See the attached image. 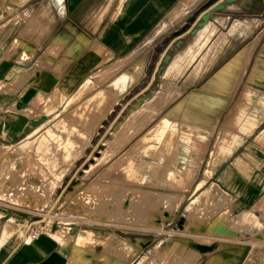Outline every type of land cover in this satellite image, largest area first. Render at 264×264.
<instances>
[{"label": "crops", "instance_id": "1", "mask_svg": "<svg viewBox=\"0 0 264 264\" xmlns=\"http://www.w3.org/2000/svg\"><path fill=\"white\" fill-rule=\"evenodd\" d=\"M208 1L201 0L196 8L186 9L185 6L184 10V5L188 4L185 0H0V28L5 26L9 32L7 40L0 34V59L21 65V69L12 70L10 75L0 73V87L3 82L10 85L8 91L0 88V148L11 150L12 161L21 160L19 154H24L43 138L34 135L38 130L60 122L59 119L70 111L109 90L121 77L126 85L125 91L119 92L122 97L110 103L101 119H93L83 126L117 130L120 125L125 127L130 122L129 117L137 112H156L157 116L111 159L128 148L147 128L169 116L178 122L184 121L186 127L202 129L204 145L209 144L202 157L208 156L220 134L234 136L231 140L239 143L229 155L217 157L211 170L203 169L207 176H223L234 186L236 177L256 175L259 163L251 146L257 144L258 127L264 122L260 117L264 101L258 102V89L253 84L263 82L264 59L261 62L256 59L248 78L252 81L242 87V66L244 63L249 66L251 59L237 58L250 47L264 26V0H237L226 4L223 10L212 15L205 27L198 28L205 11L194 23L190 19ZM220 3L225 2L219 1L213 7ZM243 20L252 25L246 27L239 23L234 27L236 22L243 23ZM24 21L26 24L17 37L22 31L31 34L26 39L22 37V48L17 47L7 55L12 50L13 44H10L2 53V48ZM210 24L216 25L218 30L201 47L200 33ZM216 40L225 42L218 45V53L204 59ZM21 59L29 61L21 62ZM192 59L195 60L190 62ZM246 76L245 73L243 80ZM213 81H217L218 86H208ZM131 92L134 93L131 102L142 100V103L128 118H121L131 103L119 109L120 102ZM114 112H118L115 117ZM151 133L153 131L146 137ZM106 136L98 137L94 131L88 141L80 136L70 140L61 136L46 137V144L56 149L57 155L53 158L57 160V167L55 171L42 174L61 176L54 191L70 172L79 173L98 154ZM260 137L264 140V131ZM248 143L249 150L237 154L242 145ZM217 144L220 145L217 152L227 150L228 144ZM103 149L98 158L105 155L108 147ZM216 156L213 153L210 160ZM21 164L17 162L16 166ZM96 164L94 161L85 172L91 176ZM242 164L248 166V171H240ZM253 165L256 168H250ZM28 174L35 175L32 171ZM2 180L0 169V182ZM214 186L227 194L236 193L219 180ZM260 192L259 189H242L249 200L258 197ZM36 210L0 197V264H106L102 261L103 244L92 247L77 242L82 231L99 235L108 232H99L92 225L55 224L49 219L51 233L30 240V224L43 216L39 214L41 210ZM129 263L128 259L125 264Z\"/></svg>", "mask_w": 264, "mask_h": 264}, {"label": "rangeland", "instance_id": "2", "mask_svg": "<svg viewBox=\"0 0 264 264\" xmlns=\"http://www.w3.org/2000/svg\"><path fill=\"white\" fill-rule=\"evenodd\" d=\"M192 1L188 2L186 9L190 6L195 7L201 0ZM25 24L24 21L19 31L14 33L11 39L8 40L2 48V53L6 46L10 44H13L12 50L10 49L7 55L17 47L22 48L24 44L21 45L22 37L26 39V36L31 34L22 31L20 37H17ZM8 33V28H5V26L0 28V34L4 36L3 40H7ZM263 55L264 26L259 29L258 34L252 40V44L248 47V51L243 54L244 58L242 55L237 58L251 59L249 66L245 63L242 66V87H246L248 84L249 73L256 59L259 57L264 58ZM27 60L21 59V62H28L29 60ZM39 61L43 62V60ZM39 65L42 66L41 63ZM32 66L34 67L36 64ZM16 69H21V65L17 66L8 59H0V73L3 75H10L11 71ZM245 73L248 76L243 80ZM216 82L213 81L208 86H218ZM125 86L121 77L117 78L112 87H109V90L100 92L91 100L70 111L59 119L60 122L54 123L52 127L38 130L34 135L43 138L39 139V144L30 147L24 154H19L21 160L17 162L21 161L22 163L19 167L16 166V160L12 161L10 159L11 150L1 147L0 169L3 171V180L0 182L1 199L17 204L11 198H3L4 191L2 189L8 188L6 190L10 191L13 197L20 199L21 202L18 205L41 210L42 212H39V214L49 217L55 224H87L94 226L95 230L99 232L108 231L106 234H98V236L93 231L81 232V234H85L87 240L85 245L92 247L104 245L102 261L106 264H125L128 259L129 264H208L209 262H211L209 264H264V140L260 137V133L264 131V122L261 125L259 124L258 127L257 144H252V146L249 143L244 144L237 153L244 152L246 149L249 150L251 146L257 163H259L257 173L253 176L236 177L237 183L234 186H231L233 183L223 176H207L203 173V169L209 171L214 167L217 157L229 155L232 148L239 144L237 141L231 140L234 136L224 134L225 136L222 137L223 135L220 134L218 141L212 144L208 156L202 157V153H205L209 146L207 143L204 145L203 141L205 139L200 134L202 129L186 127L184 121L178 122L169 116L147 128L138 139H135L131 145L129 144L128 148L117 155L116 158L111 159L112 154L115 155L119 151L118 148H115L116 145H108L110 138L114 136V127L112 129H95L83 125L93 119H101L108 112L110 103H114L122 97L119 96V91L124 92ZM224 86L226 85L224 84ZM253 86L258 89V102L264 101V81L253 84ZM2 89L3 91L9 90L3 86ZM113 92H118V95L116 93L111 94ZM133 95L134 93L131 92L130 96L125 97L120 102L119 109L127 102L131 103L121 118H127L138 109L140 102L138 100L131 102L130 100ZM117 113L114 112L113 117ZM260 117L264 121V108L261 110ZM141 123H133L130 130L137 131L141 128ZM80 125L82 126L79 127ZM192 130L194 133H192ZM94 131L98 137L107 135L98 154L94 155L79 173L75 170L70 172L61 182L59 188L54 191L61 176L42 173L51 172L57 167V160L53 158L57 155L56 149L50 148L52 146L49 144H43L44 149H41L42 143H46L48 137L55 139L56 136H61L70 140L72 137H81L82 134L83 141H88ZM151 131L155 132L153 137H146ZM126 139L127 136H122V140L125 141ZM162 141L164 142L163 146H159L161 149L157 147L159 149L156 150L155 157L152 155L144 156V152L146 153L153 143ZM218 142L228 144L227 150L217 152V146H220L217 144ZM66 146H72V144ZM106 146L108 149L105 150V155L98 158L97 156ZM44 151H46V154ZM213 153L214 156L217 155L216 159L210 160L209 156ZM125 154L127 155L125 156ZM105 157L109 158L104 159ZM94 161H97V164L93 167L95 169L92 171L91 176L89 175V177L82 180L81 178H84L83 174L91 168L90 166ZM138 161L156 165V171L161 174L155 176V183L150 181L151 175L149 173L140 172L138 168H135L134 163ZM69 162L70 160L67 161V164ZM226 165L228 166V164L224 166L226 167ZM255 165L250 166V168H256ZM130 169H133L135 175L132 179L130 178V181L126 182L124 178L126 174L128 175ZM248 169V166L244 164L240 166L242 172L248 171ZM31 171L35 175H29L28 172ZM217 180L224 182L228 188L236 193L227 194L217 189L214 186ZM77 183L78 188L75 199L72 202H65L62 208L58 207V211L54 207L48 213L52 204L71 191L74 184ZM244 188L248 191L259 189L261 192L258 197L253 195L254 199L249 200L248 195L242 193ZM124 196L128 198L129 206L127 207H122ZM246 210L251 211L256 216L260 222L259 226L250 227L249 225L247 227L249 229H247L246 225L244 228V225L237 223L240 214ZM152 214L153 216L156 215L154 216V218L157 217L156 220L152 218ZM224 217L228 219V223L225 224L228 231L226 234H230V231L232 232L231 235L225 237L212 235L208 232V227L203 232L202 230L193 231V228L199 229L202 226L211 224H222L224 226V223H222ZM215 220H217V223H212ZM61 232L65 233L64 230H61ZM110 234L134 242L135 249L129 252L127 247L121 245L123 243L117 244L119 241ZM220 237L226 238L229 242L218 241L217 238ZM97 239L98 242H96ZM194 241L201 242V244L209 243L211 252L201 259L194 258L190 253ZM238 251L239 254L236 253ZM228 254L231 256H228ZM215 261L218 263H215Z\"/></svg>", "mask_w": 264, "mask_h": 264}, {"label": "bare ground", "instance_id": "3", "mask_svg": "<svg viewBox=\"0 0 264 264\" xmlns=\"http://www.w3.org/2000/svg\"><path fill=\"white\" fill-rule=\"evenodd\" d=\"M185 1H187V2H189V1H191V0H185ZM194 1V0H193ZM192 1V2H193ZM181 5V4H180ZM187 4H185L184 6H186ZM182 6V8H183V5H181ZM180 6V7H181ZM189 7V6H188ZM190 8V7H189ZM180 9V8H179ZM185 10V9H184ZM183 10V11H184ZM183 11L181 12L182 14H183ZM177 13V12H176ZM181 13H179V14H181ZM185 13V12H184ZM177 15V14H176ZM178 16V15H177ZM177 19H178V17H176ZM179 18H180V16H179ZM174 21V20H173ZM238 21V20H237ZM244 21V20H243ZM239 23H241V24H245V26L246 27H249L250 26V24L251 23H249V22H243L242 23V21L240 22H236L235 23V25H234V27L236 28L237 27V25H239ZM252 25V24H251ZM218 30V27L216 26V25H214V24H210V26L209 27H206L201 33H200V44L199 45H201V47H204L211 39H212V37L214 36V34H215V32ZM234 30V29H233ZM156 34V33H155ZM219 39V38H218ZM214 40V39H213ZM223 40H225V39H223ZM225 41H221V40H219V41H214V43L212 44V46L208 49V51H207V53H206V55H205V58L204 59H208V56L210 55V54H212V53H218L219 52V48H218V45L219 44H221V43H224ZM197 44V43H196ZM222 46V45H221ZM55 47V46H54ZM190 48H192V47H190ZM221 48V47H220ZM61 49H62V47H61ZM198 49H200L199 47H198ZM56 50V49H55ZM195 50V49H194ZM246 51H248V48H245L241 53H240V55L239 56H241L242 55V57L244 58V56H243V54H245V52ZM189 52V51H188ZM201 51L199 50V52H197L198 54L200 53ZM56 53V52H55ZM193 53V52H192ZM193 55V54H192ZM53 56V55H52ZM262 56V55H261ZM264 56V55H263ZM241 57V58H242ZM186 58V57H185ZM193 58V57H192ZM195 58H196V56H195ZM258 58V57H257ZM183 59H184V57H183ZM262 59H264V58H261V57H259L257 60L258 61H263ZM195 59H192V60H190V62L191 61H194ZM28 61V60H27ZM257 61V62H258ZM188 62V61H187ZM207 62V61H206ZM241 63H242V61H240ZM204 63V62H203ZM259 64H261V63H259ZM262 65V64H261ZM183 66V65H182ZM202 66V65H201ZM198 67V66H197ZM239 67V66H238ZM240 67H241V65H240ZM240 67H239V69H240ZM254 67V66H253ZM174 68V67H173ZM205 68V67H204ZM199 69V68H198ZM209 69V68H208ZM233 69V68H232ZM207 70V69H206ZM256 70V69H255ZM170 71V70H169ZM184 71H185V69H184ZM202 71V70H201ZM233 71V70H232ZM236 71V70H235ZM180 72V71H179ZM179 72H176V73H179ZM183 72V71H182ZM204 72V71H203ZM237 72V71H236ZM252 72V71H251ZM253 72H255V71H253ZM138 73V72H137ZM176 73H174V74H176ZM200 73V72H199ZM256 73H258V71L256 72ZM259 73H260V71H259ZM261 73H264V72H261ZM171 76H173V73L171 72ZM129 75V74H128ZM168 75V74H167ZM182 75V74H181ZM230 75H231V73H230ZM253 75V74H252ZM170 76V75H169ZM170 76V78H172ZM180 76V75H179ZM263 76H264V74H263ZM175 77V76H174ZM181 77V76H180ZM178 78V77H177ZM176 78V79H177ZM255 78H257V77H255ZM133 80H134V78H132ZM252 79H253V77H252ZM262 79H263V81H264V77H262ZM251 80V79H250ZM249 80V81H250ZM135 81V80H134ZM252 81V80H251ZM257 81H259V80H257ZM127 83V82H126ZM2 85H3V87L4 88H9L10 87V85L8 84V83H6V82H3L2 83ZM2 87V86H1ZM0 87V88H1ZM114 87V86H113ZM116 88V87H115ZM118 88V87H117ZM121 89V88H120ZM122 90H120L119 92H121ZM203 97H201L200 99H202ZM209 98V97H208ZM211 98V97H210ZM197 99V98H196ZM204 99V98H203ZM198 101H200V100H198ZM261 106V105H260ZM156 116H157V113L156 112H151L150 114H148V113H143V114H140L139 112H137V113H135L132 117H129V120H130V122H128V124H126V126L124 127V125L122 126V125H120L119 127H118V129L117 130H115V132H114V136L109 140V142H108V145H110V146H113V145H116L115 146V148L117 149L118 148V150H120V149H122V148H124L126 145H127V143L129 142V141H131L136 135H138V133L139 132H141L148 124H150L155 118H156ZM128 118V117H127ZM142 122V123H141ZM133 123H141V128L140 129H137V131L136 130H130V129H132V125H133ZM167 132V131H166ZM154 133L155 132H153V133H151V134H149V137L148 138H151V137H153V135H154ZM87 134H89V133H87ZM83 135V134H82ZM81 135V137H83ZM122 136H127V139L124 141V140H122ZM152 141V140H151ZM156 143V142H155ZM153 143L151 146H150V148L148 149V151L145 153L144 152V156L146 157V156H153V157H155V153L158 151V149L161 147V146H163V144H162V142L161 143ZM43 144H46L45 142H43L42 143V145H41V149H44V147H43ZM80 145H82V144H80ZM79 145V146H80ZM106 145V144H105ZM109 146V147H110ZM160 146V147H159ZM107 147V146H106ZM157 147H159V148H157ZM114 149V148H113ZM161 149V148H160ZM157 150V151H156ZM132 151H134V150H132ZM110 152H111V150H110ZM44 153L46 154V151H44ZM48 153V152H47ZM70 153V152H69ZM130 154V153H129ZM70 154H68L67 155V157L69 156ZM113 155V154H112ZM127 154H125V156H126ZM42 156V155H41ZM74 155H72V157H73ZM77 156V155H76ZM128 157V156H127ZM123 160H124V158H122ZM135 159V158H134ZM133 159V160H134ZM139 159V158H138ZM128 160H130V159H128ZM100 161V160H99ZM127 161V160H126ZM130 162V161H129ZM132 162V161H131ZM134 162V161H133ZM135 164V168H138L139 170H140V172H143V173H149L150 175H151V177H150V181L152 182V183H155V176L156 175H160L161 173L158 171H156V165L155 164H153V163H147V162H136V163H134ZM134 167V166H133ZM133 169H130L129 171V173H128V175L126 174V176H125V178H124V180H126V182L127 181H130V178L132 179L133 177H134V175L135 174H133V171H132ZM83 176H84V178H81L82 180H84L85 178H87V177H89V174L87 173V172H85L84 174H83ZM167 176V175H166ZM160 178H162V177H160ZM163 178H166V177H163ZM147 179V178H146ZM138 181V180H137ZM5 182V181H4ZM136 182V181H135ZM141 182V181H140ZM166 182V181H165ZM171 182V181H170ZM169 182V183H170ZM80 183V182H79ZM77 185H78V183L77 184H74V186H73V188H72V190L71 191H69L68 193H66L65 195H63L61 198H59L58 200H57V202H55V203H53L52 204V206H51V208H50V210H49V212L48 213H50L53 209H54V207H56L57 208V211H58V207H61L62 208V206H63V204H65V202H72L75 198V194H76V192H77ZM3 186V185H2ZM3 188H4V186H3ZM35 188V187H34ZM6 189H8V188H6ZM6 189H2L3 191H4V194H3V198H11L12 200H14V201H16L17 202V204L19 203V202H21L20 201V199L19 198H15V197H13L12 196V194L10 193V191H7ZM7 193V194H6ZM122 203H123V205H122V207H127V206H129V204H128V198L126 197V196H124L123 197V201H122ZM60 208V209H61ZM152 211V210H151ZM151 213V212H150ZM160 213V212H159ZM170 215V214H169ZM150 216V215H149ZM154 216H156V215H154ZM154 216H153V214H152V218H154ZM164 216H165V214H164ZM169 217H171V216H169ZM157 218V217H156ZM156 218H154L155 220H156ZM226 217H224V219L222 218V223H224V226L222 225V224H218V225H214V224H211V225H209V226H202L201 228H199V229H196V228H193V231H195V230H202V232L203 231H205L204 229L206 228V227H208V232L209 233H211L212 235H217V236H222V237H225V236H227V235H231V233L232 232H230L229 231V233L230 234H226L228 231H227V229H226V225L225 224H227L228 222H227V220L228 219H226ZM154 221V220H153ZM160 222V221H159ZM154 223H156V222H154ZM212 223H217V220H215V221H213ZM237 223H239V224H241V225H244V228H245V225H246V228L247 227H249V225H250V227L251 226H253L254 227V225L255 226H259L260 225V222L258 221V219L254 216V215H252V213H250L249 211H244V212H242L241 214H240V216H239V218H238V222ZM157 224H158V222H157ZM157 224H155L156 226H157ZM183 226V225H182ZM155 227V226H154ZM157 227H159V225L157 226ZM156 227V228H157ZM247 229H249V228H247ZM192 231V230H191ZM91 232V231H90ZM90 232L88 233V235L90 234ZM84 233V232H83ZM95 233V232H94ZM112 234V233H111ZM110 234V236H112V237H114V238H116L119 242L117 243V244H119V243H123V244H121V245H123V246H125V247H127L128 248V250H129V252H131V251H133L134 249H135V243L134 242H132V241H127V240H123V238L120 236H117V235H111ZM85 234H81L80 233V235H79V237H78V240H77V242L78 243H81V244H84L85 245V243H87V240H86V237L84 236ZM97 236H98V234H96ZM95 235V236H96ZM93 236V235H92ZM94 236V237H95ZM110 236H108V237H110ZM108 239V238H107ZM218 239V241H220V242H222V241H228L229 242V240H227L226 238H217ZM216 239V240H217ZM254 239H255V237H254ZM96 240V239H95ZM103 240H105V239H103ZM259 240V239H258ZM191 241V240H190ZM256 241H257V239H256ZM96 242H98V239H97V241ZM195 242V243H194ZM193 243H192V250H190V253L192 254V256L194 257V258H198V259H201L204 255H206V254H208L209 252H211V246L210 245H208V244H201V242H196V241H194ZM100 243V242H99ZM224 243V242H223ZM186 244H187V242H186ZM226 244V243H225ZM229 245H231L230 243H228ZM235 244V243H234ZM79 245V244H78ZM223 245V244H222ZM228 245V246H229ZM220 246V245H219ZM219 246H218V248H219ZM225 246V245H224ZM139 247V246H138ZM174 248V247H173ZM178 248V247H177ZM176 248V249H177ZM175 249V248H174ZM244 249V248H243ZM131 250V251H130ZM171 251V250H170ZM174 251V250H173ZM240 251V250H239ZM239 251L238 252H236V253H238L239 254ZM169 252V251H168ZM175 252H176V250H175ZM220 252H223V251H220ZM233 252V251H232ZM244 252V251H243ZM170 253V252H169ZM174 253V252H173ZM242 253V252H241ZM175 254V253H174ZM237 254V255H238ZM243 254V253H242ZM230 254H228V256H229ZM236 255V256H237ZM176 256V255H175ZM218 256H219V253H218ZM231 256V255H230ZM239 256V255H238ZM242 256V255H241ZM221 257V256H220ZM219 257V258H220ZM217 258V257H216ZM221 259V258H220ZM220 259H219V261H220ZM223 259V258H222ZM233 259V258H232ZM239 259H240V257H239ZM191 260H194V259H191ZM218 260V259H217ZM227 260V259H226ZM231 260V259H230ZM234 261H235V259H233ZM232 261V260H231ZM238 261V260H237ZM243 261V260H242ZM236 262V261H235ZM234 262V263H235ZM209 263H211V262H209ZM208 263V264H209ZM215 263H218L217 261H215ZM214 264V263H213ZM219 264V263H218ZM238 264V263H237Z\"/></svg>", "mask_w": 264, "mask_h": 264}, {"label": "water", "instance_id": "4", "mask_svg": "<svg viewBox=\"0 0 264 264\" xmlns=\"http://www.w3.org/2000/svg\"><path fill=\"white\" fill-rule=\"evenodd\" d=\"M219 1H224L225 3H220L219 5L213 7V5ZM235 1L237 0H209L202 6L201 9L197 10L194 13V15L190 19V22L194 23L199 14L205 11V13L200 17V22L198 23V28H203L209 23V20L211 19L214 13L223 10L226 7V4H230ZM139 102L141 103L142 100H140Z\"/></svg>", "mask_w": 264, "mask_h": 264}, {"label": "built area", "instance_id": "5", "mask_svg": "<svg viewBox=\"0 0 264 264\" xmlns=\"http://www.w3.org/2000/svg\"><path fill=\"white\" fill-rule=\"evenodd\" d=\"M49 217L43 215L39 220L34 221L29 226L28 238L30 240H37L42 235L51 233V229L48 226Z\"/></svg>", "mask_w": 264, "mask_h": 264}]
</instances>
